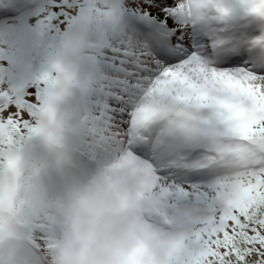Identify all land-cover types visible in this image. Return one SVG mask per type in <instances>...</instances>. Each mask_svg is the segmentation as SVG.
Masks as SVG:
<instances>
[{
	"label": "clouds",
	"instance_id": "clouds-1",
	"mask_svg": "<svg viewBox=\"0 0 264 264\" xmlns=\"http://www.w3.org/2000/svg\"><path fill=\"white\" fill-rule=\"evenodd\" d=\"M239 2L264 21L261 0ZM177 6L189 15L188 27L218 22L223 9L221 0H177ZM122 23L115 0H90L57 42L30 128L23 136L0 133V264L23 256L25 221L33 213L44 237L41 264H195L197 231L211 207L242 194L247 163L220 152L223 144L239 149L242 142L221 134L208 90L181 70L140 85L124 132L89 111L92 57L126 49L134 62L145 52L120 44ZM251 42L264 45V24ZM137 144L157 157L167 154L169 163L199 147L201 163L212 159L219 170L212 206L178 205L154 162L131 150Z\"/></svg>",
	"mask_w": 264,
	"mask_h": 264
},
{
	"label": "snow or ice",
	"instance_id": "snow-or-ice-1",
	"mask_svg": "<svg viewBox=\"0 0 264 264\" xmlns=\"http://www.w3.org/2000/svg\"><path fill=\"white\" fill-rule=\"evenodd\" d=\"M139 7L157 23L151 30L142 28L143 32L150 33L144 37L150 51L145 50L134 62L129 59L131 52L115 49L117 59L113 63L126 71L128 86L135 88L153 78L173 75L175 70H181L197 84L203 82L208 90L206 103L214 106L219 114L221 134L243 145L238 149L223 144L220 152L238 155L250 172L237 199L225 207H211V215L197 231L195 264H264V77L243 69L228 71L205 66L195 54L187 60L177 55L180 49L190 47L187 31L169 18L179 16L185 22L184 28L188 27L189 15L177 6V0H152L151 5L140 0ZM177 59L181 60L180 65L173 66ZM40 100L41 95L35 100H25L0 92V133L8 130L23 136L31 126ZM95 113L96 119L116 127V111L111 106ZM250 126L254 130H249ZM2 152L0 148V155ZM214 163L209 159L202 166Z\"/></svg>",
	"mask_w": 264,
	"mask_h": 264
},
{
	"label": "rangeland",
	"instance_id": "rangeland-1",
	"mask_svg": "<svg viewBox=\"0 0 264 264\" xmlns=\"http://www.w3.org/2000/svg\"><path fill=\"white\" fill-rule=\"evenodd\" d=\"M24 1L30 4H28L29 7L26 5L18 6L24 15L16 25V28H14L15 34L0 43V49L2 50L0 53V92H9L25 100H35L36 97L40 96L43 91L44 76L48 70V62L56 48L57 42L64 34H66L69 26L75 20L78 11L81 8H86V6L90 3V0ZM47 2H49V5L46 4ZM142 2L148 4L149 0H142ZM14 3L15 0H10V3L8 0H0V16H10L11 14H16L19 9H17L18 7H14ZM139 3L140 0H115V11L119 14L123 22L119 35H131L134 41L142 42L143 35L146 36L147 34L133 33L137 25L146 24L144 15L145 10L139 7ZM133 4H136V7H133ZM219 18L225 20L226 22L228 20L224 16H220ZM256 20L259 19L254 18V21ZM247 25V23H243L237 26L238 35L242 34L240 29L245 28ZM230 27H233V25L228 24L223 28L211 25L205 28V31L209 32H204L208 38L206 40L207 43L211 46H215L216 44L220 45L223 38L221 36H217V33L229 29ZM196 38V41H192L191 44L189 43L190 47L180 49L177 52V55L185 58L184 55L187 54L185 53L187 50H189V52L195 51L201 53L204 45L197 35ZM115 49L116 48L111 49L109 55L107 56L100 53L98 56L92 57V61L95 66L92 75L97 78L99 83L105 84L104 87L106 86L107 88L99 85L93 86L89 83L86 90L88 95L86 100L88 108H90L89 111H94L95 108L100 109L108 106L113 107L114 101L109 105L107 100L109 97L103 94V91H107L109 86L113 89V84H116L117 82L120 83L122 87L128 86V80H125V78L123 79V75L126 71L124 68H121L113 63V61L117 59ZM209 56L211 57L205 59L203 62L205 66L218 69H233L231 64H219L217 61L214 62V60H216V55H214L213 51L208 53V57ZM180 61L181 60L179 59L174 60L173 65ZM164 66L166 67L168 65ZM127 67H129V65H125V68ZM254 73L257 77H264V73ZM118 76L121 77V79H119ZM115 91L116 90L108 91V93L113 96V92L115 93ZM116 96L119 97L118 95ZM114 107H116L119 112L126 115H129L131 110V107L122 108L118 105H115ZM116 123L118 125L121 123L123 124L119 118L116 120ZM184 159L185 157L182 155V157L177 160L179 162H184ZM176 161L171 162L168 165L169 162L167 158L164 163H167L166 167H168L178 165V162ZM155 167L161 171L160 169L165 168V165L157 164ZM174 171L175 173L180 172L177 170ZM180 174L183 176L186 172L183 171ZM175 182L177 183L178 181ZM212 203V191L204 195L200 202H192L193 206L208 208L212 206ZM36 219V214L33 213L25 221V249L23 256L17 261V264H41L43 258L39 256L38 253L44 242V237L42 234V226L36 223Z\"/></svg>",
	"mask_w": 264,
	"mask_h": 264
},
{
	"label": "bare ground",
	"instance_id": "bare-ground-1",
	"mask_svg": "<svg viewBox=\"0 0 264 264\" xmlns=\"http://www.w3.org/2000/svg\"><path fill=\"white\" fill-rule=\"evenodd\" d=\"M8 2L10 3V0H8ZM14 4H15L14 7H18V6L28 5L30 3L24 0H15ZM151 4H152V0H149L148 5H151ZM221 5L224 11L223 13H221L220 16L226 17L228 19L227 22L219 18L220 17L219 16L218 22L217 20H205L199 25L187 27L185 29L184 28L185 22L182 20L181 17L179 16L169 17L170 19H172L173 23L181 27V30L187 31L190 44L192 41L193 42L196 41L197 39L196 35H197L198 38L201 40L202 44L204 45L201 53L195 52V51L189 52V50H187L185 52L187 54L184 55L185 58L183 59L187 60L189 57L195 54L197 58L200 59V61L203 63L205 59H208L211 57V56L208 57V53L210 51H213L214 54L219 52L220 55L223 56V58H220V60L218 61L219 64H231L233 66V69L229 68V69H221V70L238 71V70L243 69L249 72L264 73V45H254L251 42L252 39L259 34L260 25L264 24L263 21H260V20L254 21L255 17L251 16L247 12V10L241 5L239 0H221ZM17 9H19V7ZM18 13H19V16L17 19H6V22H3V23L0 22V43L4 42L8 38H10L13 34H15L14 28H16V25L18 24V22L22 19L24 15L23 12L21 13V9L18 10ZM149 15L151 14L149 13ZM145 21H146V24L137 25L133 33L144 34L145 32L142 31V28L151 30L157 23L154 19H149L146 16H145ZM243 23H247L248 25L245 28H241L240 30L242 34L238 35L237 26ZM228 24L233 25V27H230V29H228L226 32L217 33V36H220L221 34V37L223 38L221 48L219 49V51H217L214 49L213 46L207 43L206 40L208 38L206 37L204 32L205 33H209V32L205 31V28L211 25L223 28L224 26H227ZM145 34L149 35L150 33H145ZM144 37L145 36L143 35L142 42H137L132 39L131 35H128V36L122 35L120 36L119 42L120 44L125 45L126 48H132L135 46H139L145 50L150 51L149 44L147 40L144 39ZM227 39L231 40V43L229 45L224 44V41ZM248 47H250V49H248ZM1 52L2 50L0 49V53ZM180 63L181 61L174 64L173 66H179ZM122 73H125V72H122ZM118 78L121 79V77L119 76ZM124 78L125 80H128L129 77L127 73L123 75V79ZM90 84L93 86L99 85L102 87H104L105 85V84L99 83L97 78L94 77L92 74H91ZM116 84H113L114 85V88L112 87L113 89H111L109 86L108 87L109 89H107V91H103L104 92L103 94L109 97L107 99L109 102V105L110 103L114 101L112 108L115 109L116 111V120H118L119 118L121 119V122H123V124L121 123L119 125L116 123V127L119 130H121V132H124L125 130L128 129L129 115L119 112L114 106L118 105L119 107H122V108H129V107L132 108V106L135 105L139 97L140 85H136L135 88H131L129 86L122 87L120 83L118 82ZM104 88H107V87L105 86ZM113 90H116V91L115 93L113 92V96H112L108 93V91H113ZM85 95L86 97H88L87 93H85ZM116 95H118L119 97H117ZM120 97H123V99H121ZM98 107H102V106H98ZM97 110L98 108L94 109L95 112ZM131 150H133V152L135 153L137 157L142 158L145 161L154 162L155 166L157 164L165 165V168L160 169L161 171H159V174L167 182L169 187L173 189V193H172L173 198L175 202L181 206L193 207V204H192L193 201L200 202L203 196L211 191L212 183L216 179V177L219 175L218 169L212 166H202L201 162L204 158V154H203V151L199 147L189 148L183 153L185 157L184 163H183V169L181 168V166L177 167L178 169H181L179 170L180 172H183V171L186 172V174H184L183 176L180 174V172L175 173L174 166L166 167L167 163H164V161L167 160L168 158L167 154L157 157L154 154L149 153L145 147L137 150V148H134L133 145L131 146ZM186 163H187V167L184 166ZM169 164L170 163H168V165ZM175 181H178V182L176 183ZM47 190H49L48 187L45 188V191Z\"/></svg>",
	"mask_w": 264,
	"mask_h": 264
},
{
	"label": "water",
	"instance_id": "water-1",
	"mask_svg": "<svg viewBox=\"0 0 264 264\" xmlns=\"http://www.w3.org/2000/svg\"><path fill=\"white\" fill-rule=\"evenodd\" d=\"M85 9H86V8H84V9H82V10H80V11H79V13H78V15H77V19H76V20H78V19H79V15H80L81 13H83V12L85 11ZM76 20H75V21H76ZM75 21H74V22H75Z\"/></svg>",
	"mask_w": 264,
	"mask_h": 264
}]
</instances>
